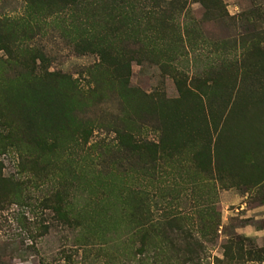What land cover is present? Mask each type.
Instances as JSON below:
<instances>
[{"label": "rangeland", "instance_id": "rangeland-1", "mask_svg": "<svg viewBox=\"0 0 264 264\" xmlns=\"http://www.w3.org/2000/svg\"><path fill=\"white\" fill-rule=\"evenodd\" d=\"M220 2L206 17L194 0H166L181 43L133 61L126 84L98 74L55 127L33 111L29 69L0 50V137L19 139L0 148V264H264V0ZM46 3L0 0V33L39 76L90 89L97 55L78 53L71 13L47 16ZM55 192L70 226L51 209ZM136 226L144 249L127 234Z\"/></svg>", "mask_w": 264, "mask_h": 264}, {"label": "trees", "instance_id": "trees-1", "mask_svg": "<svg viewBox=\"0 0 264 264\" xmlns=\"http://www.w3.org/2000/svg\"><path fill=\"white\" fill-rule=\"evenodd\" d=\"M33 1L35 0H30V3ZM194 1L203 7L206 17H211L217 9L220 10V0ZM46 4L49 8V12L46 13L47 16L65 11L71 13L68 24L70 28L72 27L75 30L73 40L78 53H94L97 55V62L87 69L88 74L92 77L91 79L94 80L91 88L82 89L78 81H73L70 75L58 71L42 72V76H39V71L42 68L39 69L36 66V60L31 59L28 62L25 56H22L17 51L14 52V45L5 39V35L1 33L0 50L4 51L9 60L23 64L25 68L29 69V78L31 80L29 86H31V90H34L32 94L38 96L34 97L35 105L33 106V111L38 113L42 111L46 121L54 127L57 122L60 125L66 123L64 115H66L67 111L63 106L67 104L70 98H76L74 100L76 103H82L83 96L88 97L95 93V85L97 86L95 81L98 80L95 77L98 74L110 81L117 82V84H126L131 74V63L133 61L160 60L169 52L172 45L177 42L181 43L178 35L179 31L177 30L178 25L175 24L170 11L165 7V4H167L166 0H47ZM92 24L93 26L98 25L102 29L101 36L93 35L90 30L93 27ZM43 57L44 54H42V57L37 58L40 62H44L45 58ZM93 70L97 72L96 75L93 74ZM70 80L71 82H69ZM58 81L62 82L64 86L61 90L56 86ZM40 82H45L43 86V89L45 86L47 87L45 92L42 89L38 90ZM175 84L179 88L181 83L176 81ZM12 102L15 105L14 111L16 113H24L21 111L26 109V105L20 98H15ZM1 114L3 112L0 110ZM5 116H7V113H5ZM12 126L13 124L7 125L8 128ZM124 135L126 134L120 136L118 145L121 148H126V150L134 149L136 147L134 139L130 141ZM18 142V138L15 139L14 135L7 133L0 137V148L6 146L17 147ZM32 143L35 146L42 142L32 141ZM150 144L154 145L153 143ZM259 177L260 175L252 177L253 179H250L249 182L258 183L262 181L263 179H259ZM0 181H3V179L0 178ZM1 187H3V184H1ZM131 194L134 199H137V190H132ZM53 196L55 197L53 204H58V206H52L51 209L59 214V217L67 226H70L72 221L71 211L63 208V201L58 192H55ZM131 209L132 213H126L128 220L132 218L135 222H139L138 206L134 205ZM166 225L169 229H172L173 225L169 224V222ZM134 229H136L135 232H133ZM163 229L165 242L169 243L170 248L174 250L175 246L172 241H168L169 229L165 227ZM147 233V231L141 230L138 226L134 227L133 230L129 229L127 232V234H130L129 238L131 241L135 242L138 239L141 244L139 250L144 249L147 244ZM187 248L188 246H186ZM68 264L72 263L68 262Z\"/></svg>", "mask_w": 264, "mask_h": 264}]
</instances>
